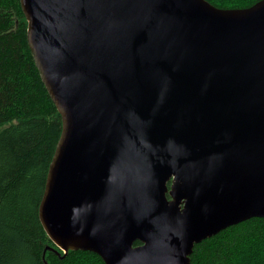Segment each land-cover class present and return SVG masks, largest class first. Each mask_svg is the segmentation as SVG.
<instances>
[{"label":"water","instance_id":"water-1","mask_svg":"<svg viewBox=\"0 0 264 264\" xmlns=\"http://www.w3.org/2000/svg\"><path fill=\"white\" fill-rule=\"evenodd\" d=\"M19 1L61 117L38 215L63 254L190 264L264 217V0Z\"/></svg>","mask_w":264,"mask_h":264},{"label":"trees","instance_id":"trees-1","mask_svg":"<svg viewBox=\"0 0 264 264\" xmlns=\"http://www.w3.org/2000/svg\"><path fill=\"white\" fill-rule=\"evenodd\" d=\"M207 1L244 8L259 0ZM26 29L20 1L0 0V264H105L87 250L63 254L39 220L61 117L33 61ZM190 264H264V217L231 225L195 244Z\"/></svg>","mask_w":264,"mask_h":264},{"label":"flooded vegetation","instance_id":"flooded-vegetation-1","mask_svg":"<svg viewBox=\"0 0 264 264\" xmlns=\"http://www.w3.org/2000/svg\"><path fill=\"white\" fill-rule=\"evenodd\" d=\"M169 185V183H167Z\"/></svg>","mask_w":264,"mask_h":264}]
</instances>
